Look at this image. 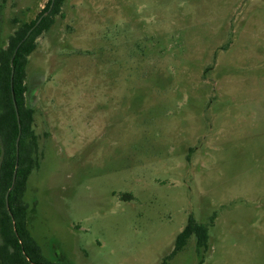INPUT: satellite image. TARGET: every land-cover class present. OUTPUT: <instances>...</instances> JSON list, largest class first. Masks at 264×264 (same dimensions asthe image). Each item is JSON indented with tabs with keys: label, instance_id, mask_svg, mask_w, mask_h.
Returning <instances> with one entry per match:
<instances>
[{
	"label": "rangeland",
	"instance_id": "1",
	"mask_svg": "<svg viewBox=\"0 0 264 264\" xmlns=\"http://www.w3.org/2000/svg\"><path fill=\"white\" fill-rule=\"evenodd\" d=\"M47 3L0 0V41ZM27 74L51 263L162 264L194 218L167 264H264V0H66Z\"/></svg>",
	"mask_w": 264,
	"mask_h": 264
},
{
	"label": "trees",
	"instance_id": "2",
	"mask_svg": "<svg viewBox=\"0 0 264 264\" xmlns=\"http://www.w3.org/2000/svg\"><path fill=\"white\" fill-rule=\"evenodd\" d=\"M65 2L66 0H48L47 6L35 20L22 24L6 42L0 41V235L2 238L0 257L2 264H53L45 257L31 235L27 224L28 206L24 202L29 175L37 164L38 150V136L33 129L34 112L28 99L30 84L27 65L29 56L36 48L37 38L51 27L54 16L61 12ZM30 30L31 33L26 37ZM15 171V184L11 188ZM208 233V225L200 224L191 218L178 235L175 248L165 257L162 264H167L183 250L192 236L196 237L200 250L209 239Z\"/></svg>",
	"mask_w": 264,
	"mask_h": 264
},
{
	"label": "water",
	"instance_id": "3",
	"mask_svg": "<svg viewBox=\"0 0 264 264\" xmlns=\"http://www.w3.org/2000/svg\"><path fill=\"white\" fill-rule=\"evenodd\" d=\"M41 19H42V17L38 20V23L41 21ZM31 31L32 30H30L29 32H28V34H27V36L26 37H28L29 36V34L31 33ZM13 75H14V67L12 68V82H11V84H12V92H13ZM13 97H14V95H13ZM14 102H15V100H14ZM15 105H16V103H15ZM16 110H17V106H16ZM17 115H18V111H17ZM19 139H20V135H19V137H18V140H17V150H18V148H19ZM15 178H16V171H15V174H14V178H13V183H12V187L11 188H13V186H14V184H15ZM7 198H8V195H7ZM8 203V202H7Z\"/></svg>",
	"mask_w": 264,
	"mask_h": 264
}]
</instances>
